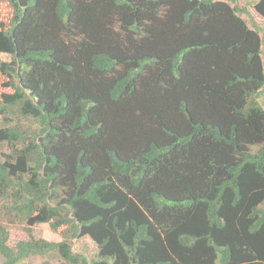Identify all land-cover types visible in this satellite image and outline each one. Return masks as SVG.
Masks as SVG:
<instances>
[{
    "label": "trees",
    "instance_id": "trees-1",
    "mask_svg": "<svg viewBox=\"0 0 264 264\" xmlns=\"http://www.w3.org/2000/svg\"><path fill=\"white\" fill-rule=\"evenodd\" d=\"M0 3V264H264V29L246 8ZM4 221L28 239L10 247ZM42 223L63 239L33 238Z\"/></svg>",
    "mask_w": 264,
    "mask_h": 264
},
{
    "label": "rangeland",
    "instance_id": "rangeland-1",
    "mask_svg": "<svg viewBox=\"0 0 264 264\" xmlns=\"http://www.w3.org/2000/svg\"><path fill=\"white\" fill-rule=\"evenodd\" d=\"M225 1L229 4H233V0H221ZM257 0H235L236 5L239 8H246L249 13V16L253 19V21L264 29V16H260L255 13L253 10V5ZM242 17L250 21L247 15H242ZM11 18L10 8L6 3H0V22L8 25ZM3 59H8L6 56H3ZM5 79L0 74V93L3 92H11L10 89L4 87ZM264 104V103H263ZM6 227L8 231V242L7 244L10 247H14L18 241H24L28 239V227L24 223L15 222L13 224L6 223L5 221L2 223ZM30 233L35 239H44L50 242H59L63 239L62 230L63 228H59L56 232L52 231L47 223L37 224L30 229ZM72 252L76 254H80L84 256L87 260L94 259L97 253V247L93 243L91 239L87 236L79 237L75 240L71 241ZM3 258L0 256V263ZM64 264V261L55 253L52 252L46 256H34L31 257L19 264Z\"/></svg>",
    "mask_w": 264,
    "mask_h": 264
}]
</instances>
